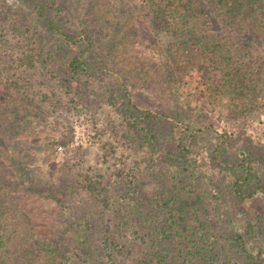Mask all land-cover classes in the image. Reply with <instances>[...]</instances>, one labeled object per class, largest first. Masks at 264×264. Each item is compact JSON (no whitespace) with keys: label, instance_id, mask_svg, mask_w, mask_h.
<instances>
[{"label":"trees","instance_id":"trees-1","mask_svg":"<svg viewBox=\"0 0 264 264\" xmlns=\"http://www.w3.org/2000/svg\"><path fill=\"white\" fill-rule=\"evenodd\" d=\"M138 1L141 8L147 11L148 28L151 31L158 33L155 30L161 29L164 33H169V38H175L163 46L174 47L173 51L182 65L196 67L202 72L204 82L212 80L218 84L222 79L225 82H238L245 94H241L242 91L239 90L234 92V102L249 97L248 112L262 109V56L252 57L250 42H232L229 49L233 50L222 52L219 47L220 39L215 33L207 36L199 32L207 26L210 27L209 15L214 13L220 17L222 25L232 27L236 35L264 44V0H174L178 1L177 7H172L173 1L170 0ZM22 2L31 3L33 11L30 18H23L17 12V7ZM92 3L90 0L85 5V9L88 8L85 13L91 12L94 5ZM222 4L229 6V11L224 16L217 9ZM66 8L63 0H10L0 9V24L3 21L11 22L10 27L21 34L17 25L23 20H31L30 25L44 30L54 39L57 47L65 43L77 45L79 52H71L67 63L63 64L64 68H61L62 71L60 69L61 72L56 69L57 77L53 78V82L64 88H71L70 90L81 83L85 88L93 86L91 92L97 95H90L96 106L107 105L117 114V118L113 120L106 111L114 142L134 153L143 152L140 163L144 167L136 173L128 174L121 167L113 175L105 177L101 169H89L85 166V161L75 163L63 159L56 168L58 173L54 187L47 188V182L55 175L54 172L50 170L51 176L47 180L46 174L39 171L42 176L37 175L36 169H29L35 162V158L29 155V151L35 148L27 133L30 119L23 121L22 125L13 120L3 121L0 127V145L10 147L12 155L8 161L0 158V264L62 263L59 261V252L34 241L31 220L15 199L20 190L57 200L62 208L65 203L73 202L71 196L74 194H82L87 196L86 199L99 201L107 196L112 197L120 207L130 209L131 213L124 216V223L131 219V226L136 233L141 227L142 231L147 230L145 235H151L152 250L146 251L151 262L156 258V263L165 264L169 251L174 248L175 233L188 243L197 242H194V251L188 247L187 257H183L181 263L264 264V217L241 209L244 201L255 194L261 193L264 196V149L255 148L250 143L236 146L235 140L227 137L209 138L212 139L209 145L201 144L200 139L204 133L210 132V137L214 136L212 127L208 126L203 131V122H194L191 118L186 120L184 117L180 119L176 115L171 119L184 124L176 148L172 151L160 148L158 138L163 133V128H166V114L141 111L131 100L128 87L137 70L135 68L124 72L121 69L123 62H119L114 54L118 46L116 33L109 35L107 41L100 40V36H107L109 33L100 22L98 12L93 14L94 18L90 17L92 14L87 19L84 18L85 26L80 30L72 31L65 22L68 13L62 15ZM179 10L183 12L182 15ZM197 12L203 19L197 26L195 24L193 28L185 30L186 25L190 26L185 21L186 17L193 13L197 15ZM27 28L32 30V27ZM176 36L180 38L176 39ZM118 38L122 39L124 36ZM0 42L9 53L11 49L5 39L0 37ZM58 51L62 53L59 47L57 50L46 51L39 47L37 54L21 52L15 61L24 70H29L42 61L59 62L62 56H59ZM96 53H100L97 61L92 58ZM248 58L252 60V66L248 65V61L242 62L249 60ZM135 67L139 66L136 64ZM166 67L171 72L167 62ZM158 72L162 70L158 69ZM28 78H32V74ZM147 79L149 80H144ZM138 80L136 77L135 83ZM23 84V79L20 78L5 81L9 101L0 113L6 117L9 111L22 120L34 113L36 121L41 119L44 122V111L35 108L38 105L30 106L34 99L30 91L23 88ZM83 86L80 90L79 87L76 88L75 96L81 92ZM223 90L225 89L219 88V91L227 92L233 98L234 95L229 90ZM160 91L164 94L166 89L161 88ZM169 91L174 95L176 87H170ZM50 95L56 98L55 107H58L60 101L56 92L52 90ZM41 99L49 100L45 94L41 95ZM57 128L58 124L55 123L47 125L44 144L40 142L42 147L55 149L57 144L64 148L70 143L74 145L73 139L57 138L54 134ZM174 136L172 129L168 132L166 128L163 138L173 139ZM188 140H191V146L202 147V151L204 148L207 152L206 159L190 158L192 148L187 145ZM206 161L208 167L205 166ZM142 179L150 181L144 183ZM148 187L152 192H149ZM94 228L87 221L85 229ZM183 240L181 241L184 244ZM180 251L182 250H178V253ZM219 252H222V257L218 256ZM67 261L69 262L65 264H74L73 258H67Z\"/></svg>","mask_w":264,"mask_h":264},{"label":"rangeland","instance_id":"rangeland-1","mask_svg":"<svg viewBox=\"0 0 264 264\" xmlns=\"http://www.w3.org/2000/svg\"><path fill=\"white\" fill-rule=\"evenodd\" d=\"M63 1L67 8L66 11H62V15L68 13V19L65 22L72 31L80 30L85 26L84 18L87 19L90 14H92L90 17L94 18L93 14L98 12L100 22L109 33L107 36H100V40L107 41L109 35L116 33L118 46L114 54L119 62H123L121 69L124 72L135 68L137 70L128 87L131 100L141 111L165 113L167 119L165 126L168 132L171 128L173 135L175 134L173 139L163 138L166 133V128H163V133L158 138L160 148L171 149V151L176 148L178 139L184 130L182 122L171 119L176 115L180 119L184 117L186 120L191 118L194 122H203V131H206L208 126L212 127L214 136L210 137V132H208L209 134L204 133L200 143L209 145L212 140L209 138L227 137L230 140H235L236 146L250 143L255 148L264 149V99L261 102V110L248 112L250 109L249 101H247L249 97L243 101L234 102L236 97L234 92L242 91L238 82H225L223 79L218 84L212 80L204 82L202 72L198 71L196 67L188 64L182 65L178 55L176 56V52L173 51L174 47L163 46L174 41L175 38H169V33H164L161 29L155 30L158 33H154L148 28L147 11L141 8L138 0H92L94 5L90 13H85L88 10V8L85 9V5L90 0ZM170 1H173L172 7H177L178 1ZM7 2L9 3L10 0H0V9ZM19 4L17 12L22 17L30 18L29 15L33 11L31 3L22 2ZM221 6H218L217 9L224 16L229 11V6H224V4ZM217 9L215 10L217 11ZM179 12L181 15L183 14L181 10ZM209 17L210 27L207 26L199 33L207 36L215 33L220 39L219 47L222 52L232 51L233 49H229L232 42H250L252 57L260 55L264 60V44H259L255 40L248 41L249 37L246 36L236 35L234 29L230 26H223L220 17L214 13ZM201 19L203 17L198 12L197 15L193 13L186 17L185 21H188L190 26L186 25L185 30L193 28L195 24L197 26ZM30 23L31 20L25 22L23 20L17 25L21 34L10 27L11 22L3 21L0 24V37L5 39L11 49L7 53L5 45L0 42V111L5 109L9 101L5 81L18 78L23 79V88L28 89L33 96L34 101L30 106L38 105L35 108L44 111L43 120L45 123L41 119L36 121L34 113H31L29 117L26 116L25 120L9 111H7L6 117L0 113V127L6 119L17 121L20 125L23 121L26 122L30 119L27 133L35 146L29 151V155L35 158L34 164L29 167L30 171L36 169L37 175L42 176L40 171L46 174L45 177L48 180L51 176L50 170H52L55 175L50 177L51 179L49 178L47 188H53L57 181L58 171L56 168L59 167L63 159H69L75 163L85 161V166H88L89 169H101V173L105 177L113 175L121 167L125 174L136 173L143 169L144 166L140 163L143 152L134 153L114 142L110 125H108V117L115 120L117 114L107 105L96 106L95 101L91 98L97 95L91 92L93 86L85 88L81 83L83 89L75 96L76 88L79 87L78 90H80L82 87L80 84H76V87L70 90L71 88L67 89L53 82V78L57 77L56 69L61 72L64 68L63 64L67 63L71 52H79L77 45L59 44L58 47L62 50V53L58 51L59 56H62L59 62L42 61L29 70H24L15 61L21 52L37 54L39 47H42L44 51L57 50L58 48L53 38H50L41 28L35 29L33 27L35 25H30ZM27 27H32V30ZM181 34L178 33V35ZM117 36H124L125 39H120ZM177 38L180 37L176 36ZM99 56L100 53H96L92 58L97 61ZM44 57L47 58L45 55ZM248 59L242 62L248 61V65L252 66V60ZM128 62L130 63L128 64ZM166 62L171 72L166 67ZM136 64L139 67H135ZM158 69H161L162 72H158ZM145 71L146 73H144ZM167 71L170 72L169 75ZM172 73L173 77L171 78ZM31 74L32 78H28ZM136 77L139 80L135 83ZM145 78H149V80H144ZM170 87H176L174 95L169 91ZM161 88L166 89L164 94L161 93ZM219 88L225 89L223 92L229 90L234 95L233 98L227 92L219 91ZM52 90L56 92L60 101L58 107H55L56 98L50 95ZM42 94L47 95L49 100L41 99ZM241 94H245V92L242 91ZM54 123L58 124V128L54 131L55 136L62 140L73 139L74 145L70 143L67 145L68 147L64 148L57 144L55 149L42 147L41 143H43L45 132L48 131L46 127L48 124ZM24 141H27L26 137ZM187 143L192 148L190 158L206 159L207 152L204 151V148L202 151V147L191 146V140H188ZM9 148L0 145V158L4 161H8L12 155ZM122 162H124L123 165ZM205 166L208 167L207 161ZM141 181L146 183L150 180L142 179ZM148 188L149 192H152L150 187ZM86 198L87 196L84 197L82 194H74L71 196L73 202L65 203L62 208L57 200L43 198L22 190L18 191L15 197L17 204L31 220L34 241L41 246H49L54 252H59L61 264L69 262L67 258H73L74 264H160L156 263V258L154 262H151L150 256H146V251L152 250L150 248L151 235H145L147 230L142 231L140 227L136 233L131 226V219L124 223V216L127 217V214L131 213L129 208L120 207L109 196L100 199V201ZM241 209L247 210L250 214L264 217V196L261 193L255 194L244 201ZM87 221L92 227H95L94 230L85 229ZM174 235L176 236V241L173 243L174 248L169 251L165 264H186V262L181 263L182 259L187 257L189 246L191 251L195 250L194 242H197L188 243L179 235L175 233ZM181 240L185 243L183 244ZM179 242L182 244L179 245ZM83 248L84 252H82ZM178 250H182L181 253H178ZM218 256L222 257V252H219ZM188 258L191 259V256Z\"/></svg>","mask_w":264,"mask_h":264}]
</instances>
